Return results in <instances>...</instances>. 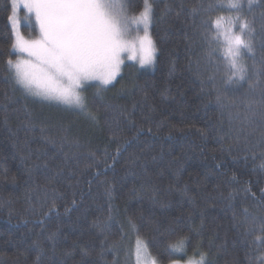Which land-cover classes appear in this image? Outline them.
I'll return each mask as SVG.
<instances>
[{"label":"trees","instance_id":"obj_1","mask_svg":"<svg viewBox=\"0 0 264 264\" xmlns=\"http://www.w3.org/2000/svg\"><path fill=\"white\" fill-rule=\"evenodd\" d=\"M126 3L139 16L144 0ZM149 3L153 70L134 63L105 90L90 85L81 111L16 84L12 0H0V264H136L138 241L158 264H264V228L244 212L264 216V119L246 107L264 88V0L244 12L255 31L243 63L260 84L230 86L223 107L222 48L201 20L234 13L218 0ZM28 29L39 34L31 18Z\"/></svg>","mask_w":264,"mask_h":264},{"label":"snow or ice","instance_id":"obj_2","mask_svg":"<svg viewBox=\"0 0 264 264\" xmlns=\"http://www.w3.org/2000/svg\"><path fill=\"white\" fill-rule=\"evenodd\" d=\"M255 3L257 0H228L225 5L223 0H218L214 6L216 9L226 8L234 15L226 20L224 17L212 19L210 15L201 20V28L207 36L211 51H218L213 45L222 48L226 78L223 91L217 90L216 96L217 104L221 107L224 106L225 93L230 86L247 83L249 93L254 94L260 84L259 80L251 79L243 63L245 54L252 53V34L255 31L254 19L249 20L244 12L246 8L250 11ZM18 7L34 14L39 34L26 38L18 30L15 31L12 49L16 58L7 59L6 64L16 84L29 95L85 111V86L95 82L91 86L99 92L112 85L124 64L122 54L129 53L127 58L138 59L142 66L153 63L154 45L147 29L155 12L149 0H144L143 10L137 17L128 14L126 0H12L13 12ZM212 8L209 5V9ZM9 19L14 25L19 23L12 16ZM132 24H143L144 34L129 38ZM260 96V101L249 99L246 107L254 115L258 111L264 119V88L260 89ZM58 176L59 173L46 177L48 183L53 185V207L44 213L45 216L55 208L58 190L54 185ZM108 196L110 213L111 190H108ZM71 205V208L66 206V212L77 206L75 199ZM244 212L246 223L255 224L258 219L264 228V216L248 218L247 209ZM110 220L109 214L106 220L96 223L95 227L103 232ZM195 264H202V259Z\"/></svg>","mask_w":264,"mask_h":264},{"label":"rangeland","instance_id":"obj_3","mask_svg":"<svg viewBox=\"0 0 264 264\" xmlns=\"http://www.w3.org/2000/svg\"><path fill=\"white\" fill-rule=\"evenodd\" d=\"M19 11L21 12L22 11V15L20 14H17L16 12ZM17 11L14 12L12 14V17L15 19V20H18L19 23L18 24H15L13 23L12 20H10L11 22V28H12V35H13V43H14V40H15V31H19L22 35H24L26 38H31L33 36L32 34V30L28 29V24L30 22V18L35 22L36 24V21H35V17H34V14H29L27 13L25 10L21 9V8H17ZM128 14L130 16H133V17H137V16H134V15H131L129 12ZM22 25L25 27V32L22 31L21 27ZM37 26V29H38V25L36 24ZM143 29H144V25L143 24H140V25H137V24H132L130 26V36L129 38H132V37H135L137 35H140L142 36L144 34L143 32ZM148 34L151 38V34H150V24L148 26ZM38 32H39V29H38ZM34 37V36H33ZM152 39V38H151ZM153 41V40H152ZM15 53V52H14ZM130 54L129 53H124L122 54V56L124 57V64L121 66V71H120V74L122 73L123 69L125 66L129 65V66H133V64L135 63L139 69L141 70H144L146 72H150L153 70L154 68V60H153V63L150 64V65H144L142 66L139 62H138V59H129L127 58ZM154 59H155V50H154ZM92 84H95V82H90V85ZM90 85H86L85 86V89L83 90V95L84 97L86 98L88 95L92 94L93 91L90 90ZM38 97V96H37ZM41 98V97H40ZM43 99V98H42ZM45 100V99H44ZM55 102V101H53ZM56 103V102H55ZM63 105V104H61ZM67 106V105H65ZM69 107H73L75 108L74 106H69ZM134 260L136 262V264H158L154 259L153 257H151L148 252L146 251V248L145 246L143 245L142 242L138 241L135 245V250H134ZM197 261H201V259H195V258H189L187 260H184V261H174V262H171L169 264H195V262ZM202 264H203V261H202Z\"/></svg>","mask_w":264,"mask_h":264}]
</instances>
